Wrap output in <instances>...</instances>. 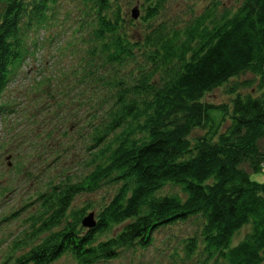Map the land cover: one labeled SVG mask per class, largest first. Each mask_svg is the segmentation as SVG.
<instances>
[{
  "label": "trees",
  "instance_id": "obj_1",
  "mask_svg": "<svg viewBox=\"0 0 264 264\" xmlns=\"http://www.w3.org/2000/svg\"><path fill=\"white\" fill-rule=\"evenodd\" d=\"M146 1L143 21L159 16L166 0ZM239 1L232 8L210 0L191 18L133 32L119 0H72L73 13L62 0H0V118L19 113L16 107L24 113L3 94L34 57L39 28L56 30L48 35L55 44L67 38L60 50L71 59L57 78L72 77L46 96L55 101L51 119L40 122L47 135L40 166L9 189L20 202L0 216V246L14 236L0 249L2 264H111L127 250L136 256L130 264H144L137 254L157 230L194 216L203 220L184 240L187 256L199 254L200 264H264V182L250 179L264 165V0ZM244 74L251 78L231 84ZM221 86L228 103L205 100ZM92 94L87 119L74 117ZM35 123L32 131L41 126ZM74 125L76 135L68 134ZM35 139L25 136L34 148ZM85 142L88 154L76 147ZM25 150L13 170L31 155ZM83 154L88 169L76 167ZM167 185L184 197L160 195ZM103 188L112 191L73 208L76 197ZM95 206V225L84 227Z\"/></svg>",
  "mask_w": 264,
  "mask_h": 264
},
{
  "label": "rangeland",
  "instance_id": "obj_2",
  "mask_svg": "<svg viewBox=\"0 0 264 264\" xmlns=\"http://www.w3.org/2000/svg\"><path fill=\"white\" fill-rule=\"evenodd\" d=\"M210 0H166L165 6L161 10L160 15L156 16L154 19H150L148 21H143L142 16L145 14L144 9L149 5L146 0H119V5L121 6L122 17L125 23V27L130 29L133 32H139L143 28L147 26L148 23L150 25H154L156 22L160 20H176L183 21L185 19L191 18L194 15H197L203 11L206 5L209 4ZM72 0H62V6L67 10H70L71 13L74 11L71 6ZM221 2L228 7L235 8L239 4V0H221ZM136 7L139 11V17L137 19H133L131 17V9ZM75 18V17H73ZM180 19V20H179ZM56 30L47 31L42 30L41 28L37 31V45L34 53V57L30 60H26L25 64L22 67V73H20L17 77L15 83L10 85L4 92V99L7 101H11L13 107L17 104L23 105L26 107L25 110H19L17 107L14 109L15 111H20L19 113H15L6 118H0V216L1 214H6L14 207L18 205L20 202V195L12 194V191L9 189H13L16 185V181H20L25 178L31 177L29 175L30 169H34L40 166L41 158L45 156V154L40 151L43 146L42 141L47 140V135H44V125L40 122L44 123L51 119L50 111L54 106L53 103L55 100H49L46 98L47 95L53 94L55 97L56 92L64 86L65 80L72 79L71 76H63L61 80H58V74L66 69V65H68L71 57L69 51H61L60 48L64 46L66 41V37H60L63 42H59L55 44V42H51L53 40H49L48 35L55 34ZM56 39V38H55ZM78 42V41H76ZM80 45V43H79ZM71 63V62H70ZM57 71V72H56ZM251 76L249 74L240 75L239 77L233 78L231 80V84H241L243 81L250 79ZM244 89V87H242ZM40 89V90H39ZM226 86L218 87L205 95V100L212 103H220V102H229V93H227ZM250 89V88H248ZM43 93V94H41ZM102 91H99V96H102ZM52 96V95H51ZM98 97V98H100ZM96 99L94 95H91L90 99H82L81 104L76 108L73 113L74 117L78 118V116H83L87 119V112L90 114L91 109L93 108V99ZM51 102L50 109L45 108V105ZM77 104V103H75ZM46 109L42 112L43 109ZM60 111V110H59ZM57 110V112H59ZM95 111V110H94ZM54 114V113H53ZM69 119V118H68ZM10 122L9 130L4 131L5 122ZM36 120L41 124L40 128L36 131H32L30 126V121ZM72 120H65V126L71 123ZM54 123V122H53ZM82 124V123H81ZM80 124V125H81ZM54 127V126H53ZM56 128V126L54 127ZM78 126L74 125L68 128V134H75ZM54 130V129H53ZM54 135L60 133V131L55 129ZM33 135L36 139L35 148L33 146H29V141H25V136ZM21 140V145L17 148L16 143H19ZM41 141V142H39ZM80 144L81 140H77ZM88 143H84L83 145H76L78 150L86 151L85 154H88V149L86 147ZM31 155L29 158L24 156L21 158L17 165V170H13V166L15 164V155L17 154L19 157L21 156L22 150L26 151L25 148L29 149ZM264 148V144H263ZM18 149V150H17ZM21 150V151H20ZM18 151H20L18 153ZM76 151V150H75ZM27 152V151H26ZM72 154L71 151H69ZM88 152V153H87ZM77 152H74V154ZM81 155L80 153H77ZM85 154H83V158L80 160V163L76 167H90L87 166V161L89 156L84 158ZM10 156V157H9ZM7 157L9 159L7 160ZM67 158H69L67 156ZM50 159V158H49ZM10 164H8V162ZM65 161V167L68 168L67 162ZM85 161V162H84ZM53 171H56L57 168H54L53 164L50 166ZM75 167V168H76ZM247 168V167H246ZM19 170V174L16 172ZM18 178V180H16ZM250 179L256 182H264V165L262 169L255 173H250ZM103 190V191H102ZM98 191V193L79 195L76 197L73 208L79 207L82 203L90 200L92 205L99 202L101 197L108 196V192L112 191V189H108L105 191V188ZM20 192V191H18ZM176 193L181 197H184L183 192H181L180 187L167 185L161 191L160 195ZM82 201V203H81ZM96 212V206L94 209L86 210V215L90 212ZM28 215L27 213H23L21 216L24 217ZM203 219L200 217H191L186 221H179L173 223L170 227H162L153 235V243L149 246V248L145 251H142L137 254V256H142L144 264H200L201 257L199 254H194L192 256H187L184 251V240L187 236L195 233L202 223ZM249 230V226H244L238 232L235 233L233 237L232 243H236L239 241ZM8 240L5 241L0 249H3L7 246L10 239L14 238L13 235L7 237ZM135 259V254H131L130 251H124L117 261H112L111 264H130ZM71 261L57 260L53 264H72ZM0 264L1 260H0ZM207 264H224L223 261H209Z\"/></svg>",
  "mask_w": 264,
  "mask_h": 264
},
{
  "label": "water",
  "instance_id": "obj_3",
  "mask_svg": "<svg viewBox=\"0 0 264 264\" xmlns=\"http://www.w3.org/2000/svg\"><path fill=\"white\" fill-rule=\"evenodd\" d=\"M138 15H139L138 9L136 7L132 8L131 9V17L133 19H136L138 17ZM9 157H7V160L9 159ZM82 225L84 227H87V228H91V227H93L95 225L94 213L93 212H90L86 216L83 217Z\"/></svg>",
  "mask_w": 264,
  "mask_h": 264
}]
</instances>
